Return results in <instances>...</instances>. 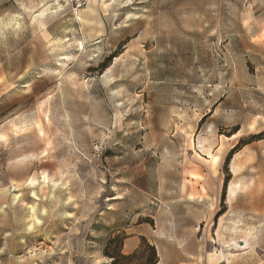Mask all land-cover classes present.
Segmentation results:
<instances>
[{
	"label": "rangeland",
	"instance_id": "1",
	"mask_svg": "<svg viewBox=\"0 0 264 264\" xmlns=\"http://www.w3.org/2000/svg\"><path fill=\"white\" fill-rule=\"evenodd\" d=\"M138 230L164 264H264V0H0V264Z\"/></svg>",
	"mask_w": 264,
	"mask_h": 264
},
{
	"label": "trees",
	"instance_id": "2",
	"mask_svg": "<svg viewBox=\"0 0 264 264\" xmlns=\"http://www.w3.org/2000/svg\"><path fill=\"white\" fill-rule=\"evenodd\" d=\"M225 196V186L222 189V198ZM118 239V236H112L108 240V245L105 246L104 248V255L108 256L111 258V262L109 264H115L117 263V259L119 256L121 257H127L130 254H123L119 249L120 245H114V247L110 248V244L113 243L115 240ZM141 242H145V244L151 249L152 256L150 258L146 257V260H149L147 264H154L156 263L157 260V254L155 247L151 244H149L144 237L141 238ZM122 244V243H121Z\"/></svg>",
	"mask_w": 264,
	"mask_h": 264
},
{
	"label": "crops",
	"instance_id": "3",
	"mask_svg": "<svg viewBox=\"0 0 264 264\" xmlns=\"http://www.w3.org/2000/svg\"><path fill=\"white\" fill-rule=\"evenodd\" d=\"M142 237H144L149 244L154 245L155 243L154 238H151L145 232L138 230L136 232L130 233L129 235L125 237L123 246H122V253L126 255L132 253L139 246ZM106 264H109V263H106ZM154 264H164V262L162 258L157 257L156 263ZM178 264H181V263H178Z\"/></svg>",
	"mask_w": 264,
	"mask_h": 264
}]
</instances>
